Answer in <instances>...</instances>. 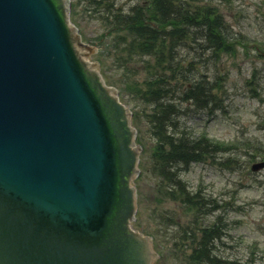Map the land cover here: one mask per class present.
Returning <instances> with one entry per match:
<instances>
[{"label": "water", "instance_id": "obj_1", "mask_svg": "<svg viewBox=\"0 0 264 264\" xmlns=\"http://www.w3.org/2000/svg\"><path fill=\"white\" fill-rule=\"evenodd\" d=\"M76 31L69 0H0V264H151L130 112Z\"/></svg>", "mask_w": 264, "mask_h": 264}, {"label": "rangeland", "instance_id": "obj_2", "mask_svg": "<svg viewBox=\"0 0 264 264\" xmlns=\"http://www.w3.org/2000/svg\"><path fill=\"white\" fill-rule=\"evenodd\" d=\"M140 1L116 0L115 6L127 12ZM195 1L219 10L226 33L234 43V54L224 55L215 63L205 62L209 54L197 51V46L178 50L181 55L190 53L191 58L203 57L194 66L205 78H221V90L219 108L215 110L212 104L207 110H197L192 103L177 100L180 114L175 119V131L194 137L205 135L232 148L226 153H214L205 163L176 171L183 189L203 200L207 215L200 214L197 219L191 210L158 195L151 161L154 138L146 115L151 108L129 92L120 93L113 84L115 80L122 81V75L127 73L133 75L131 79L142 80L143 65L121 61L119 52H110L104 45L108 40L101 37L105 28L84 6L77 8L73 19L70 16V23L83 44L93 51L83 60L98 67L105 84L117 90L120 101L131 112L139 148V172L133 180L136 213L132 228L151 239V264H184L192 244L189 245L190 239L181 241L179 232L196 231L198 237L199 230L214 226L217 219L221 222V236L214 243L218 258L240 264H264V169L257 173L250 170L253 163L264 160V0ZM69 3L78 5V0ZM75 48L78 53L88 54L76 43Z\"/></svg>", "mask_w": 264, "mask_h": 264}, {"label": "trees", "instance_id": "obj_3", "mask_svg": "<svg viewBox=\"0 0 264 264\" xmlns=\"http://www.w3.org/2000/svg\"><path fill=\"white\" fill-rule=\"evenodd\" d=\"M115 2L78 0V5L71 4V19L76 16L77 8L84 6L85 11L91 13V17L97 16L96 20L105 28L101 37L108 40L104 45L110 52H119L121 61L143 65L145 76L142 80L131 79L133 75L127 73L122 75V81L115 80L113 84L120 93L129 92L151 108V113L146 115L154 138L151 161L158 195L191 210L196 214L195 219L200 214L207 215L203 200L196 193L190 194L183 189L184 184L176 171L191 164L205 163L214 153H226L232 148L205 135L194 137L176 132L175 119L180 112L175 102H190L197 110H207L211 104L214 110L219 108L221 78H205L194 66L196 60L203 57L191 58L190 53L181 55L178 50L197 46V51L209 54L205 62L213 60L215 63L224 55L234 54V43L226 33L219 10L206 2L141 0L127 12L117 8ZM215 222L217 225L199 230L198 237L196 231L179 232L183 237L181 241L190 239L189 245L192 244L184 264H240L221 260L214 253V243L221 236V222L219 219Z\"/></svg>", "mask_w": 264, "mask_h": 264}]
</instances>
